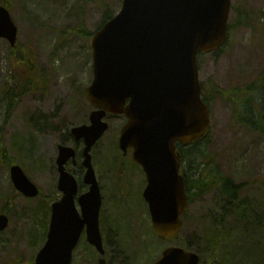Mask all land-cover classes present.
Instances as JSON below:
<instances>
[{
    "label": "rangeland",
    "instance_id": "374dc122",
    "mask_svg": "<svg viewBox=\"0 0 264 264\" xmlns=\"http://www.w3.org/2000/svg\"><path fill=\"white\" fill-rule=\"evenodd\" d=\"M231 1L230 22L234 28L226 44L219 52L204 53L198 58L200 81L211 80L222 88L250 85L264 71V0ZM121 2H10L18 44L32 50L38 68L35 86L42 88L23 95L8 115L0 101V135L6 153V158L0 155V212H5L9 220L0 232V264L19 260L28 264L44 242L42 228L49 220L48 208L61 195L55 164L57 146L63 142L71 144L67 132L74 125L88 123L92 109L84 96L92 80L91 36L101 25L107 7L116 12ZM9 47L6 40H0V88L13 78ZM209 109L210 127L203 150L211 154L218 170L244 183L243 196H255L257 202L264 204V138L256 137L243 123L233 125L231 103L220 96L211 99ZM106 120L109 127L91 150L103 193L100 229L106 241L113 244L106 248V264H153L166 246H184L183 240L193 242L200 236L203 226L196 219L211 208L214 193L188 205L179 240L163 241L152 236L147 230L151 227L147 206L141 200L144 174L133 165L130 151L122 155L114 148L124 118L108 115ZM79 159L68 167L80 180L81 193L87 187L81 182L83 169ZM12 163L18 164L39 188L37 196L26 198L14 188L9 174ZM115 232L118 235L114 236ZM97 258V252L81 237L71 264H96Z\"/></svg>",
    "mask_w": 264,
    "mask_h": 264
},
{
    "label": "water",
    "instance_id": "95a60500",
    "mask_svg": "<svg viewBox=\"0 0 264 264\" xmlns=\"http://www.w3.org/2000/svg\"><path fill=\"white\" fill-rule=\"evenodd\" d=\"M231 0H122L119 10L90 40L93 78L85 97L93 106L89 123L72 126L75 141H82V182L88 190L75 196L78 182L65 164L76 155L75 147L59 144L56 157L59 200L51 216L43 246L34 264H70L71 253L85 227L87 241L104 254L98 227L101 206L99 184L91 149L108 128L107 114L123 115L118 149H131L146 185L154 233L160 239L176 236L188 204L180 173L183 146L200 139L210 126L208 105L201 97L199 53L216 51L228 37ZM0 39L14 46L17 26L9 10L0 5ZM14 187L26 197L39 190L19 165L10 167ZM8 218L0 214V231ZM199 255L170 245L153 264H198ZM97 264H105L100 257Z\"/></svg>",
    "mask_w": 264,
    "mask_h": 264
},
{
    "label": "trees",
    "instance_id": "16d2710c",
    "mask_svg": "<svg viewBox=\"0 0 264 264\" xmlns=\"http://www.w3.org/2000/svg\"><path fill=\"white\" fill-rule=\"evenodd\" d=\"M11 1L0 0V4L11 7ZM113 13L108 6L102 16V23ZM233 25L229 22V32L234 28ZM9 48V67L13 72L11 75L13 78L11 83H4L0 88V101L5 104L6 115L12 111L23 95L42 88V86H31L33 83L31 81L37 73L32 50L21 48L18 43ZM221 49L222 47L218 49V52ZM201 96L208 106L214 96H220L229 101L232 109V124L243 123L252 129L256 137L264 138V71L253 86L222 88L211 80L202 82ZM1 130L2 127H0V134ZM207 137L208 131L201 139L193 141L189 146L177 145L181 155V169L189 203L210 192L214 193L211 208L196 219L203 226L200 236L193 242L183 240L184 247L199 248V264H264V204L257 202L255 196H243L241 189L244 183L234 181L214 166L213 157L202 148L207 142ZM63 139H66L65 135ZM75 146L79 147L76 143ZM114 148L117 150L116 145ZM0 155L6 158L1 135ZM233 227L237 228L233 229ZM42 229L43 235L45 224ZM147 230L154 236L151 227ZM116 235L118 234L115 232L114 236ZM174 239L179 240V237L176 236ZM12 264H22V261Z\"/></svg>",
    "mask_w": 264,
    "mask_h": 264
},
{
    "label": "flooded vegetation",
    "instance_id": "af4514ba",
    "mask_svg": "<svg viewBox=\"0 0 264 264\" xmlns=\"http://www.w3.org/2000/svg\"><path fill=\"white\" fill-rule=\"evenodd\" d=\"M253 84H254V82H252L250 85L249 84H247V83H244V84H240V86H253ZM78 157H76V159H77ZM76 159H69L68 161H67V163L65 164V168L66 169H68L69 170V164H75L76 163ZM79 161H81V160H79ZM79 166L82 168V165H81V163L79 164ZM137 166V165H136ZM139 167V166H138ZM140 168V167H139ZM141 169V168H140Z\"/></svg>",
    "mask_w": 264,
    "mask_h": 264
}]
</instances>
